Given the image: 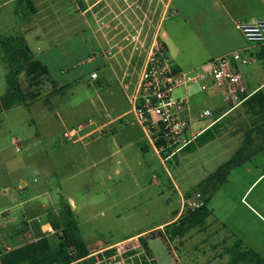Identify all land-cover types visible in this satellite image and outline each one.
<instances>
[{
  "label": "rangeland",
  "instance_id": "rangeland-1",
  "mask_svg": "<svg viewBox=\"0 0 264 264\" xmlns=\"http://www.w3.org/2000/svg\"><path fill=\"white\" fill-rule=\"evenodd\" d=\"M57 2H61L60 17L65 21L75 19L80 25H45L54 32L52 37H61L54 45L29 48L48 64L51 82L45 77L38 83L30 82L23 71L19 76L22 90L35 93L38 98L33 103L0 110V164L8 174L0 177V182L9 187V197L1 198L3 208L11 199L16 202L46 193L32 201L29 226L37 230L39 225L51 223L55 232L40 238L46 237L55 249L61 227L68 220L69 198L77 205L73 217L90 250L167 222L178 212H181L178 220L186 219L194 211L188 200L202 195L200 183L194 186L202 175H184L182 167L187 159L182 150L166 164L179 186L175 190L131 111L127 90L140 80L157 45L167 44L174 56L181 53L187 65L185 72L199 70L203 62L198 59L205 54V47L187 45L183 35L173 34L171 29L176 24L169 20L170 0H15L11 5L13 14L5 13L6 8L0 11V41L3 37L18 36L8 32L23 19H32L37 9L46 13L49 3ZM164 32L168 34L167 40ZM37 47L43 55L37 52ZM234 48L238 49L236 41ZM262 49L253 48L255 54L251 55L250 64L239 65L240 73L257 67L264 75V59L258 58ZM1 51L0 47V98L6 92L9 72ZM240 54L249 56L246 52ZM93 72L98 74L96 81L91 79ZM201 85L207 91H202ZM188 93L194 120L205 109L212 111V118H217L228 112L229 107L241 103L229 117L249 120L259 127L264 125V110L259 111V103L249 98L246 87L234 100L226 86L218 87L206 75ZM174 95L182 97L185 91L177 89ZM202 127L195 126L192 135ZM72 131L75 132L72 137L65 136ZM13 138L20 142V152L12 144ZM191 138L188 132L186 139ZM254 145L258 147L260 143ZM198 148L193 144L188 150L196 151L184 152L190 154V167H199L198 173L203 174L202 151ZM161 156L164 157L162 153ZM180 161L182 167L177 169L175 163ZM22 183L26 186L19 190ZM42 204L46 206L44 209ZM59 223L62 226L56 229L55 224ZM196 229L200 230L199 227L191 230ZM172 231L171 226L159 233H165L167 248L177 258L174 261L185 264L186 235L172 240L168 237ZM160 246L164 248L161 242ZM114 250L122 253L127 264H151L140 241ZM235 250L239 252V247ZM239 257L247 264L257 262L250 254Z\"/></svg>",
  "mask_w": 264,
  "mask_h": 264
},
{
  "label": "crops",
  "instance_id": "crops-1",
  "mask_svg": "<svg viewBox=\"0 0 264 264\" xmlns=\"http://www.w3.org/2000/svg\"><path fill=\"white\" fill-rule=\"evenodd\" d=\"M32 1L35 2V0ZM14 3L15 0H0V11L6 8L5 13L13 14L11 5ZM60 3H49L46 13H42V9L40 11L37 9L35 14L31 16L32 19H23L17 28L11 29L8 33L22 36L30 47L54 45V41L61 36L52 37L54 32L48 31V26L45 25H80V21H77L76 24L75 19L70 18L65 21L60 17L62 12ZM170 4L172 14L169 20L176 24L171 29L173 34L183 35L187 45L194 44L205 47V54L198 59L203 64L199 70H196L203 74L202 80L208 75L209 63L214 59L230 56L234 53L246 52L249 55L248 58L255 54L253 48L258 46L249 44L237 31L236 24L264 20V0H170ZM164 38L165 40L168 39V34L165 32ZM235 41L238 42V49L234 48ZM165 48L174 67L185 72L187 65L181 53L174 56L167 44ZM36 50L43 55L44 52L38 47ZM33 56L49 69L44 59H40L36 54ZM110 69L114 77H117L114 67ZM255 69L241 71L243 90L246 87L249 96L259 90L264 91V79H262L264 75L257 67ZM190 72H195V70ZM262 75L263 77L259 79ZM123 77L126 78V74ZM257 77L258 80H256ZM137 87L138 82L128 90L126 89L130 91L126 93L131 106V99L136 95ZM226 95L227 93L224 94L227 100L228 96ZM240 106L241 103L229 107L228 112L217 118L211 117L203 122L194 120L189 131L192 137L190 144L183 148V151L181 150L182 155H186L187 167L186 164L184 167L180 166L182 161L175 163L177 169L179 167L185 168L184 175L195 173L202 175L200 181L194 183V186L200 183L203 199H208L207 207L210 211L202 229L190 230L186 234L185 264H244L246 263L244 260L235 261V257H233L232 250L237 245L241 246L239 252L252 251L264 262V125L259 127L257 124L249 123V120L243 121L229 117V114L231 115ZM197 125L203 127L197 131V134L192 135L194 127ZM206 135L208 136L205 137ZM258 142L260 145L255 147L254 144ZM247 143L251 144L249 158L240 166L229 164L233 154ZM12 144L17 148V152H20V142L13 138ZM193 144L199 147L197 150L202 151L201 170H204L203 174L198 173L199 167H190V154L185 153L196 151L188 150ZM152 148L166 176L175 190L178 191L179 186L176 179L166 164L168 161L177 158L181 151L171 157L163 158L160 152L153 146ZM6 175H8L6 168L0 164V177ZM24 186L26 184L22 183L18 189L21 190ZM8 194L9 187L0 182V254L11 252L29 242L37 241L42 235L50 233L45 232L48 229L55 232V228L49 222L39 225L37 230L29 226L32 221L28 219V214L31 213V207H34V204L31 205L32 201L46 195V193H37L35 196L16 202L11 199L8 206L3 208L1 198H8ZM68 203L75 215L76 203L71 198H69ZM41 207L44 209L46 206L42 204ZM180 216L181 212H178L167 222L95 250L88 249V251L92 255L125 244L136 243L143 239L148 247L149 254L146 253V255L151 260V264H179L174 261L177 258L172 256L171 251L167 248L165 233L160 237L154 234L163 232L166 226L176 222ZM37 222L40 224L39 220ZM160 242L164 248L160 246Z\"/></svg>",
  "mask_w": 264,
  "mask_h": 264
},
{
  "label": "built area",
  "instance_id": "built-area-1",
  "mask_svg": "<svg viewBox=\"0 0 264 264\" xmlns=\"http://www.w3.org/2000/svg\"><path fill=\"white\" fill-rule=\"evenodd\" d=\"M236 29L249 44L264 47V38H262L264 37V20L238 23ZM250 62L251 58L234 53L212 60L207 73L215 85L226 86L230 98L232 96V99L237 100V94L243 92L239 65L246 66ZM202 76L203 74L198 71L183 72L176 69L162 44L156 46V50L143 69L136 95L131 99L132 112L154 149L160 153H166L168 157L180 152L190 144L186 135L192 128L194 118L190 112L189 100L191 96L188 91L192 86L200 85ZM91 79H98V74L92 73ZM180 88L184 89L185 95L177 97L174 92ZM201 90L207 91V87L201 85ZM211 117L212 112L206 109L195 121L203 122ZM74 133L72 131L70 134L66 133L65 136L72 137ZM204 205L205 201L200 194L188 200V206L194 210L201 209ZM51 231L48 229L45 232ZM70 264L127 263L119 250L111 249L94 253Z\"/></svg>",
  "mask_w": 264,
  "mask_h": 264
},
{
  "label": "trees",
  "instance_id": "trees-1",
  "mask_svg": "<svg viewBox=\"0 0 264 264\" xmlns=\"http://www.w3.org/2000/svg\"><path fill=\"white\" fill-rule=\"evenodd\" d=\"M26 1L30 2V0ZM0 47L2 49L1 53L4 54L2 61L9 69L7 74V89L5 94L0 98V110H9L28 102L33 103L38 97L35 93L28 94L22 90L19 76L24 71L30 82L38 83L42 77L51 82L48 68L42 62L35 59L29 45L22 36L3 37L0 41ZM258 58L260 60L264 59V47L258 54ZM249 98L259 103V111L263 112L264 91L259 90L249 96ZM250 145V143H247L240 147L231 157L229 164L232 166L243 164L249 158ZM162 155L164 156L163 158L168 157L166 153H162ZM204 201L205 205L203 208L194 210L186 219L178 220L165 227V229H169L171 226L173 228V231L168 235L170 239L184 237L191 229L196 227L202 229L204 227L205 221L210 215L207 207L208 199H204ZM59 225L61 223L55 224L56 229L60 228ZM61 231L62 234L60 235V241L56 249L52 247L46 237L40 238L35 242H29L18 249L3 254L0 257V264H70L90 255L79 234L77 222L73 217L71 209L68 220L64 222ZM158 236L163 235L162 233H158ZM140 242L145 252L149 254L146 242L143 239ZM237 246L240 248V245ZM235 248L232 250L235 261L243 259L239 256L250 254L257 261L256 264H264L263 260L252 251L238 252ZM70 249H73V251H70Z\"/></svg>",
  "mask_w": 264,
  "mask_h": 264
},
{
  "label": "clouds",
  "instance_id": "clouds-1",
  "mask_svg": "<svg viewBox=\"0 0 264 264\" xmlns=\"http://www.w3.org/2000/svg\"><path fill=\"white\" fill-rule=\"evenodd\" d=\"M262 38H264V37H262Z\"/></svg>",
  "mask_w": 264,
  "mask_h": 264
}]
</instances>
